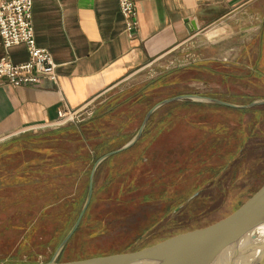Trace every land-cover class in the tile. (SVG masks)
Returning <instances> with one entry per match:
<instances>
[{"label":"rangeland","instance_id":"374dc122","mask_svg":"<svg viewBox=\"0 0 264 264\" xmlns=\"http://www.w3.org/2000/svg\"><path fill=\"white\" fill-rule=\"evenodd\" d=\"M225 38L219 47H191L196 59H209L192 72L172 69L186 55L175 53L74 121L0 142V264L52 259L82 211L96 161L128 144L159 102L198 95L246 106L264 99V81L250 67L260 57L259 38ZM263 185L264 106L168 104L133 148L97 169L83 223L58 262L138 251L208 226Z\"/></svg>","mask_w":264,"mask_h":264},{"label":"crops","instance_id":"0c3cea01","mask_svg":"<svg viewBox=\"0 0 264 264\" xmlns=\"http://www.w3.org/2000/svg\"><path fill=\"white\" fill-rule=\"evenodd\" d=\"M133 1L139 29L130 39L119 0H33L36 43L52 54L58 81L15 88L0 79V142L51 125L62 111L89 106L137 74L162 68L175 53L186 55L172 69L192 72L209 61L189 53L195 43L219 47L228 34L248 33L264 51V0ZM2 58L20 64L29 52L25 45L4 48L0 37ZM250 67L264 81L254 73L264 71V61Z\"/></svg>","mask_w":264,"mask_h":264},{"label":"water","instance_id":"95a60500","mask_svg":"<svg viewBox=\"0 0 264 264\" xmlns=\"http://www.w3.org/2000/svg\"><path fill=\"white\" fill-rule=\"evenodd\" d=\"M195 24L189 28L193 32ZM174 102L212 104L233 109H253L264 106V99L246 106L234 105L219 99L185 95L164 100L153 106L146 114L135 137L125 146L99 158L90 176V185L82 211L52 259L42 264H264V185L239 209L208 226L172 236L158 244L138 251L89 258L85 260L58 262L67 244L79 229L91 203L94 176L97 169L110 158L133 148L141 139L150 118L160 109Z\"/></svg>","mask_w":264,"mask_h":264},{"label":"built area","instance_id":"2783aa9c","mask_svg":"<svg viewBox=\"0 0 264 264\" xmlns=\"http://www.w3.org/2000/svg\"><path fill=\"white\" fill-rule=\"evenodd\" d=\"M195 1L200 3L203 0ZM119 6L125 20V33L134 39L139 29L135 3L133 0H119ZM32 12L33 0H0V37L4 48L25 45L29 52V59L24 63L17 64L8 58L0 60V79L7 80L15 88L58 81L52 54L37 46ZM87 107L62 111L55 123L74 121Z\"/></svg>","mask_w":264,"mask_h":264},{"label":"trees","instance_id":"16d2710c","mask_svg":"<svg viewBox=\"0 0 264 264\" xmlns=\"http://www.w3.org/2000/svg\"><path fill=\"white\" fill-rule=\"evenodd\" d=\"M259 53H260V57L258 58V60L256 61V63L255 64H257V67L259 66H261L262 65V62L264 61V51H260L259 50ZM258 69V68H257ZM254 73H256V74H258L259 76H263L264 77V71L263 70H256V71H254ZM115 157V156H114ZM113 158V157H112ZM111 159V158H110ZM86 215V214H85ZM85 217V216H84ZM83 220H84V218H83ZM82 223H83V221H82ZM82 223H81V225H82ZM80 225V226H81ZM80 228V227H79ZM193 229V228H192ZM192 229H190V230H192ZM195 229H197V228H195ZM79 230V229H78ZM77 230V231H78ZM194 230V229H193Z\"/></svg>","mask_w":264,"mask_h":264},{"label":"bare ground","instance_id":"6f19581e","mask_svg":"<svg viewBox=\"0 0 264 264\" xmlns=\"http://www.w3.org/2000/svg\"><path fill=\"white\" fill-rule=\"evenodd\" d=\"M263 233H264V229H262Z\"/></svg>","mask_w":264,"mask_h":264}]
</instances>
